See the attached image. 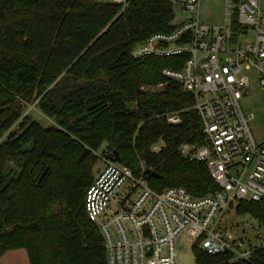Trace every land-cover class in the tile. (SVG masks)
<instances>
[{
  "label": "trees",
  "instance_id": "1",
  "mask_svg": "<svg viewBox=\"0 0 264 264\" xmlns=\"http://www.w3.org/2000/svg\"><path fill=\"white\" fill-rule=\"evenodd\" d=\"M124 1L0 0V257L21 249L28 264H106L83 204L94 153L108 138L133 139L140 165L119 151L101 154L136 176L141 167L154 173L146 181L156 192L181 187L200 198L217 190L205 164L179 153L202 144L199 119L192 97L161 71L180 70L185 57L131 56L149 36L173 30V2ZM160 82L159 92L140 90ZM35 89L41 98L30 102ZM28 106L50 124L31 120ZM182 110L178 126L157 118ZM158 140L162 149L149 152ZM236 212L264 226V202H239ZM192 253L195 264H264V247L245 261L197 246Z\"/></svg>",
  "mask_w": 264,
  "mask_h": 264
},
{
  "label": "built area",
  "instance_id": "2",
  "mask_svg": "<svg viewBox=\"0 0 264 264\" xmlns=\"http://www.w3.org/2000/svg\"><path fill=\"white\" fill-rule=\"evenodd\" d=\"M180 6L190 16L169 33L149 36L131 56L185 57L180 70L161 71L192 97L190 110L199 119L202 144H182L179 153L205 164L217 190L200 198L181 187L156 192L143 167L136 176L101 155L103 167L83 205L103 239L106 264H179L175 241L182 234L192 239L191 252L197 246L208 256L229 252L243 261L250 255L232 245L221 223L234 204L264 202V144L253 140L247 125L253 115L245 117L239 106L246 72L254 71L264 89V0H224L223 21L213 27L199 22L200 0H182ZM140 90L155 92L150 85ZM186 112L157 118L178 126Z\"/></svg>",
  "mask_w": 264,
  "mask_h": 264
},
{
  "label": "rangeland",
  "instance_id": "3",
  "mask_svg": "<svg viewBox=\"0 0 264 264\" xmlns=\"http://www.w3.org/2000/svg\"><path fill=\"white\" fill-rule=\"evenodd\" d=\"M105 3H113L114 0H102ZM182 0H173L174 18L173 25H178L185 21L190 15L181 9ZM115 3V2H114ZM224 0H200L199 22L203 25L213 27L221 25L223 21ZM252 33L249 31L247 36ZM248 77V85L245 89L246 94L240 99L239 106L245 117L252 114L253 118L247 122L250 134L257 144H264V89L260 87L257 81V74L254 71L246 72ZM146 86L141 85L140 89ZM155 92L163 89L162 82L151 84ZM38 90H34L31 101H39L41 97ZM29 103V102H28ZM32 106L26 108L29 112L30 119L38 122L41 126L47 127L50 122L38 110L31 109ZM137 132V131H136ZM134 133V135L136 134ZM133 135V138H134ZM144 147L148 146V142L144 141ZM164 146L162 140L149 146V152L157 153ZM108 149H107V148ZM103 150L112 152L119 151L127 162H136L140 165V152L133 145V139L128 144L118 143L115 139L108 138L102 147L94 153L96 162L93 167V176L95 177L103 167L101 161V153ZM118 164V163H117ZM238 204L232 205L224 216L221 223V229L229 233V240L232 245L240 252L251 253L252 251L264 247V226L259 224L252 216L248 214H237ZM193 244L186 234H182L175 241L176 257L179 264H195L191 252Z\"/></svg>",
  "mask_w": 264,
  "mask_h": 264
},
{
  "label": "crops",
  "instance_id": "4",
  "mask_svg": "<svg viewBox=\"0 0 264 264\" xmlns=\"http://www.w3.org/2000/svg\"><path fill=\"white\" fill-rule=\"evenodd\" d=\"M0 264H28L26 253L21 249L7 252L0 257Z\"/></svg>",
  "mask_w": 264,
  "mask_h": 264
},
{
  "label": "water",
  "instance_id": "5",
  "mask_svg": "<svg viewBox=\"0 0 264 264\" xmlns=\"http://www.w3.org/2000/svg\"><path fill=\"white\" fill-rule=\"evenodd\" d=\"M145 175H146L147 177H156V175H155L154 173H152L151 171H149V170H146V171H145Z\"/></svg>",
  "mask_w": 264,
  "mask_h": 264
}]
</instances>
